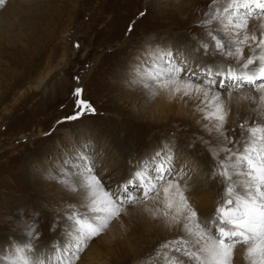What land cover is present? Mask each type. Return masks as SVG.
<instances>
[{
    "label": "rangeland",
    "instance_id": "obj_1",
    "mask_svg": "<svg viewBox=\"0 0 264 264\" xmlns=\"http://www.w3.org/2000/svg\"><path fill=\"white\" fill-rule=\"evenodd\" d=\"M199 1H205V8H196ZM197 2L4 0L0 4V248L9 258H14L7 251L10 246L27 239L25 222L38 223L40 246L55 240L63 227L59 225L55 234L49 231L53 219L78 197L51 177L58 169L71 168L73 145L87 144L98 174L106 185H115L137 161L171 140L177 150V166L186 159L198 170L194 183L207 185L203 190L211 199L208 206H194L205 216L214 213L221 189L209 179L211 157L195 140L209 136L202 127L205 121L195 111L198 101L182 99L183 104L194 103L193 107L176 113L179 101L172 96L160 113L153 95L136 94V87L129 85L132 66L121 70L124 63L140 55L148 41L166 38V44L188 42L195 47L193 37L203 32L198 22L204 19L211 0ZM257 21H250V27ZM248 54L245 47V57ZM77 87L84 89L83 98L96 111L67 121L64 118L75 111L72 91ZM257 94L244 89L228 100L222 93L230 109L226 127H235L237 137L240 123L259 119L254 111ZM193 144L194 148L189 147ZM135 209L136 205L129 208L120 222L113 220L93 238L76 264L89 262L86 251L107 239L113 226L130 233L145 225V218H136ZM113 229L111 235L116 233ZM177 235L171 231L149 235L141 243L145 246L142 255L132 263L133 253L122 260L110 245L111 250L97 252L94 264H144L163 241ZM243 255L239 250L234 264H245Z\"/></svg>",
    "mask_w": 264,
    "mask_h": 264
},
{
    "label": "snow or ice",
    "instance_id": "obj_2",
    "mask_svg": "<svg viewBox=\"0 0 264 264\" xmlns=\"http://www.w3.org/2000/svg\"><path fill=\"white\" fill-rule=\"evenodd\" d=\"M256 20L261 22L259 34L249 31L250 21ZM198 26L203 32L193 37L195 47L148 41L130 68L129 85L153 96L164 93L198 101L195 111L209 136L195 140L211 157L209 179L221 189L214 213L205 216L192 203L198 170L186 159L177 166L171 140L137 161L115 185H106L98 174L87 144L73 145L71 168L58 169L51 177L78 197L49 226L55 234L62 224L59 234L40 246L38 223L25 222L27 239L7 250L14 258L0 248V261L76 264L89 242L113 220L135 205L153 202L157 208L152 216L179 235L163 241L144 264H234L241 249L245 264H264V0H211ZM217 56L222 59H214ZM244 89L259 94L254 109L259 119L240 123L237 137L235 127H226L230 109L222 93L231 100ZM83 92L79 87L72 91L75 111L65 120L95 113ZM247 99L255 102L257 97Z\"/></svg>",
    "mask_w": 264,
    "mask_h": 264
},
{
    "label": "bare ground",
    "instance_id": "obj_3",
    "mask_svg": "<svg viewBox=\"0 0 264 264\" xmlns=\"http://www.w3.org/2000/svg\"><path fill=\"white\" fill-rule=\"evenodd\" d=\"M196 2H197V0H195V3ZM204 2L205 1L197 2L196 8H200V9L205 8V3ZM11 10H13V9H11ZM260 23H261L260 21H257L254 24L252 23L253 25H251L249 31H257V34H259ZM167 39L170 40L169 38H167ZM162 40H164L163 43H165L166 38H164V39L161 38V39H159L157 41H154V42L161 43ZM145 47H146V44L141 49L140 55L138 53V55L133 57L132 60L129 62V64H126V63L123 64L122 63L123 65L121 67V70H124L128 66H133L136 63L137 57L143 55V50H144ZM40 79L42 80L43 78L41 77ZM38 85H39V83H38ZM136 90H137L136 94L138 93L140 95H144L147 92L146 90L138 89V87H136ZM129 92H131V91H129ZM132 93L133 92H131V95H132ZM171 97H172L171 95L164 94V93H161L159 95L153 96V102L155 103V106L157 107V109H159L160 113H163L162 109H161V108H163V106L169 105L172 102L170 100ZM176 97L177 98H172L174 100L176 99L175 100L176 102L179 101L178 103L175 104L176 105L175 109H178V111H176V113H178L179 110L186 112L187 110H190V107H193L192 105L194 103L183 104V102L185 100H182L181 98L179 99V96H176ZM195 117H197L196 113H195ZM206 186L207 185H203V183H196L195 182L193 184L194 193H191V194H195L196 195L195 197H191V201H192L193 204L196 203L197 205H201V206H205L206 205V206H208L207 204H208V202L211 199H209V196H208L206 190H203V188L206 187ZM156 208H157V205L155 203H153V202H146L143 205H136V209L134 210V214H135L136 218H138L141 215L142 218H145L146 224L143 225V226H138L135 230H131L130 233H126L125 231L121 230L120 228H119V231H117L116 230L117 228L115 229V227H117V226H113L114 229L113 228L112 229L116 233L115 234L113 233L111 235L110 234V232L112 230L111 229L109 231L110 235L109 234L107 235L108 238L112 237V239L109 240L108 238L107 239L104 238L103 240H101L99 238L100 242L97 244V246H95L94 248H92L89 251H86L85 256H87V259H88L89 262L84 263V264H94V262L97 260L95 258L96 257L98 258V256H96V255H98L97 252H99V250H104V251H106L107 249L111 250L110 245L115 246V250L117 251V253L119 254V257L121 259H122V257H124V259L127 260V259H129L131 257V255L133 253L134 254V256H133L134 258L132 257L133 259L131 260L130 263L137 261L138 257H140L142 255L141 252L145 248V246H142L141 243L146 242L147 241L146 239H147V237H149V235H161L162 231L164 233L166 231H168V233L171 231V230H169L168 227L165 226V223H164L162 218H154L152 216L151 213H152V211H155ZM209 209H210V206H209ZM117 221L120 222L121 220L117 219L116 220V224H117ZM160 225L162 227L158 228V226H160ZM171 232L176 233L174 231H171ZM169 238L171 239V237H169ZM145 245H146V243H145ZM148 248H150V247H148ZM93 253H95V254L93 255ZM114 254L116 255V253H114ZM124 259H122V260H124Z\"/></svg>",
    "mask_w": 264,
    "mask_h": 264
}]
</instances>
